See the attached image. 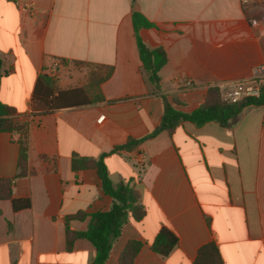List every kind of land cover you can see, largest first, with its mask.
I'll return each mask as SVG.
<instances>
[{"label":"crops","instance_id":"obj_1","mask_svg":"<svg viewBox=\"0 0 264 264\" xmlns=\"http://www.w3.org/2000/svg\"><path fill=\"white\" fill-rule=\"evenodd\" d=\"M136 11L153 24L141 31L145 44L167 53L159 90L140 58ZM0 58V100L28 125L26 175L15 179L13 198L31 200L20 211L0 201V264L94 261L88 240L67 251L65 217L108 211L113 199L95 168H73L74 156H104L112 182L135 189L146 211L140 221L127 214L105 264H121L130 241L142 243L133 264H194L210 242L225 264H264V106L244 108L230 127L182 122L137 151L116 150L160 125L161 95L190 113L212 86L263 77L264 0H0ZM56 62L62 90L109 74L103 99L35 110L38 78ZM19 137L0 134V178L17 174ZM87 226L71 223L74 231ZM163 227L179 239L167 257L152 250Z\"/></svg>","mask_w":264,"mask_h":264},{"label":"trees","instance_id":"obj_2","mask_svg":"<svg viewBox=\"0 0 264 264\" xmlns=\"http://www.w3.org/2000/svg\"><path fill=\"white\" fill-rule=\"evenodd\" d=\"M133 25L140 58L149 80L159 90L161 77L159 72L167 64L168 57L164 48L150 49L144 42L141 31L153 27V24L140 12L133 14ZM4 60L0 58V83L3 76ZM105 77L92 75L91 82L86 88L62 90L58 80L47 74L38 78L33 93V104L35 110L42 114H50L57 109L86 105L100 101V83L107 79ZM260 93L257 97L244 99L235 104L225 103L221 99L220 90L210 87L205 102L190 113L177 110L171 101L161 95L163 100V116L160 125L152 132L142 138L130 139L116 150L127 152L137 151L140 146L163 133H172L182 122H191L196 126H203L209 122H217L223 126L230 127L236 123L241 112L248 106H264V79L259 80ZM98 91L94 99L89 98V93ZM15 110L0 100V134L9 132L19 134L20 158L18 171L14 178H0V201L10 200L14 211H20L31 207L29 198H13L14 181L26 175L25 166L28 158V125L15 121ZM95 168L101 179L104 192L113 199V205L108 211H99L88 214L79 211L76 214L65 217L67 251H71L77 240L90 241L95 249L96 256L91 264H105L108 260L112 243L121 234L125 217L130 212L136 221L145 216V209L140 203V198L132 187L124 184L115 185L109 177L104 156L99 160H91L73 157V168ZM73 221H88L85 231H74L71 229ZM179 239L177 235L167 227L161 228L152 243V250L162 257H167L177 247ZM142 246L139 241H130L121 256V264H133ZM194 264H225L218 246L214 242L203 245L197 252Z\"/></svg>","mask_w":264,"mask_h":264},{"label":"built area","instance_id":"obj_3","mask_svg":"<svg viewBox=\"0 0 264 264\" xmlns=\"http://www.w3.org/2000/svg\"><path fill=\"white\" fill-rule=\"evenodd\" d=\"M249 1L250 0H241V3L247 4ZM58 67L59 62H56L53 68L49 71L48 75L54 77ZM259 72L263 75V77L248 81L221 82L214 87H217L220 90L222 101L229 104H235L247 98L257 97L260 93L261 82H259V80L264 79V67H260ZM186 84L191 85V82L188 81ZM102 119L103 116L99 119V121Z\"/></svg>","mask_w":264,"mask_h":264},{"label":"rangeland","instance_id":"obj_4","mask_svg":"<svg viewBox=\"0 0 264 264\" xmlns=\"http://www.w3.org/2000/svg\"><path fill=\"white\" fill-rule=\"evenodd\" d=\"M55 78V77H54Z\"/></svg>","mask_w":264,"mask_h":264}]
</instances>
